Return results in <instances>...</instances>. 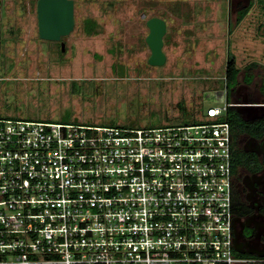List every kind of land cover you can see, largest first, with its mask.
I'll list each match as a JSON object with an SVG mask.
<instances>
[{"label":"built area","instance_id":"built-area-1","mask_svg":"<svg viewBox=\"0 0 264 264\" xmlns=\"http://www.w3.org/2000/svg\"><path fill=\"white\" fill-rule=\"evenodd\" d=\"M222 100L151 128L0 114V264H264L234 247L224 119L264 101Z\"/></svg>","mask_w":264,"mask_h":264},{"label":"rangeland","instance_id":"rangeland-1","mask_svg":"<svg viewBox=\"0 0 264 264\" xmlns=\"http://www.w3.org/2000/svg\"><path fill=\"white\" fill-rule=\"evenodd\" d=\"M73 1L74 27L61 38V51L59 41L38 36L36 0H0L4 117L134 128L198 124L207 106L223 104L229 54L241 69L233 98L262 100L264 10L258 0ZM151 16L166 21L162 66L147 62ZM87 18L98 23L97 34L85 32ZM252 62L253 79L245 83ZM218 95L222 99L211 100ZM179 103L191 115L183 121Z\"/></svg>","mask_w":264,"mask_h":264},{"label":"flooded vegetation","instance_id":"flooded-vegetation-1","mask_svg":"<svg viewBox=\"0 0 264 264\" xmlns=\"http://www.w3.org/2000/svg\"><path fill=\"white\" fill-rule=\"evenodd\" d=\"M3 64L6 66L0 52V69ZM254 109L244 111L242 117L245 120L261 117L263 108ZM236 143L243 152L254 155L258 168L237 167L235 173L232 171L233 195L235 193L236 201L244 207L236 209L233 226L238 239L247 247L244 248L246 254H250L247 250L249 248L254 251L252 255L264 256V135L260 138L242 135Z\"/></svg>","mask_w":264,"mask_h":264},{"label":"trees","instance_id":"trees-1","mask_svg":"<svg viewBox=\"0 0 264 264\" xmlns=\"http://www.w3.org/2000/svg\"><path fill=\"white\" fill-rule=\"evenodd\" d=\"M260 7L264 10V0H258ZM249 7L241 9L237 14V22L241 21V19L246 15L248 12ZM264 27V25H263ZM264 29V28H263ZM85 32L87 34H97L99 32V25L96 20L92 18H87L85 20ZM264 35V34H263ZM0 43H3L2 35L0 37ZM257 65L255 62H252L251 65L247 66L244 70L243 82L249 83L252 81V73H250V68L252 66ZM0 70H5V67L2 66ZM241 69L237 66L235 59L231 54L228 55L226 65H225V72H224V88L225 94L227 98H236L233 93L236 87L239 84V73ZM261 84L259 85L260 96L259 98L264 101V73L261 76ZM263 90V91H261ZM180 110L182 111V116L180 120H186L188 116V112L185 110L182 103H179ZM264 111V107H263ZM230 124L231 133H232V171L236 172L237 167L242 168H258V162L255 160L254 155L251 153L243 152L236 144L239 137L242 135H247L253 138H260L264 135V112L261 117L253 120H245L242 117V113L238 110L235 106H229L226 115L224 117ZM255 161V162H254ZM233 211L236 215V209L240 210L243 209V205L236 201V195H233Z\"/></svg>","mask_w":264,"mask_h":264},{"label":"water","instance_id":"water-1","mask_svg":"<svg viewBox=\"0 0 264 264\" xmlns=\"http://www.w3.org/2000/svg\"><path fill=\"white\" fill-rule=\"evenodd\" d=\"M37 33L39 38L49 41H59L60 50H64V42L61 38L67 36L74 27V1L73 0H36ZM148 33L144 40L150 55L147 62L151 66H162L166 61L163 52V36L166 33V21L158 16H151L145 22ZM235 107L244 114L246 108L243 105ZM234 247L238 252H244L246 245L240 242L236 232ZM247 248V247H246ZM254 253L253 250L247 249Z\"/></svg>","mask_w":264,"mask_h":264},{"label":"crops","instance_id":"crops-1","mask_svg":"<svg viewBox=\"0 0 264 264\" xmlns=\"http://www.w3.org/2000/svg\"><path fill=\"white\" fill-rule=\"evenodd\" d=\"M217 100V99H221V97L218 95V96H216L215 98H213V99H211V100Z\"/></svg>","mask_w":264,"mask_h":264}]
</instances>
